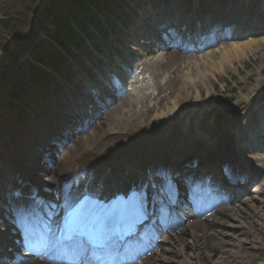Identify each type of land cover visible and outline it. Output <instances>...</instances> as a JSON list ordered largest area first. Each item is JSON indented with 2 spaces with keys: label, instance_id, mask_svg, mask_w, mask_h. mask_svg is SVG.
<instances>
[{
  "label": "rangeland",
  "instance_id": "obj_1",
  "mask_svg": "<svg viewBox=\"0 0 264 264\" xmlns=\"http://www.w3.org/2000/svg\"><path fill=\"white\" fill-rule=\"evenodd\" d=\"M203 1L205 3L202 1L200 3L199 0L120 1L118 8L116 7L115 10L111 9L113 14L109 17L101 15L98 29L90 27L86 29L88 38H86V46L80 50L81 55L77 53L75 57H72L69 60V71L56 77V86L51 87L53 94L50 98L45 99L43 95L39 94L29 100L31 108L22 109H27V111H24V119L20 125H15L14 123L20 118L18 113H12L5 108V95L18 77L26 75L24 62L28 59L29 54L24 53L17 64H8L0 73V128L3 129V134H0V164L4 166L2 169L0 168V183L3 178L2 175L5 174L3 169L8 165V160L5 161L2 157L4 154L3 150L10 149L16 158L19 157L23 161L22 165L25 166L26 172H28L26 174L27 177L34 181V196L44 197L49 200L51 191H54L51 186V180L56 178V173L60 174L63 170L69 168L70 161L83 149V143L89 140L87 138L80 141L76 140V136L81 129H85L83 137H89L94 135V133H97L95 136L102 135L104 130L112 128L113 117L116 116L118 108L122 107L121 104L124 103L125 98L140 96L142 92L146 98L142 103L134 107V111L130 110L128 115H132L137 111L142 113L148 108L151 112L147 119L150 120L156 114H159L161 110L171 108V99H167L163 102V106L159 111L157 103L160 97L156 96L155 86L152 85L154 81L149 82L150 89L145 90L146 88L143 86L140 93L137 94L138 89L136 90L134 86L131 87L133 77L131 75L127 76V74L124 75L127 79L121 80L123 87H119L122 92L119 96L120 98L118 97L115 101L109 99L113 93L112 91L107 92L101 99L102 104H105L104 108L97 104L100 100L93 99L92 102H88L89 99L82 94L86 91L87 84L99 86L100 79H108V75L112 74L110 69L117 63L124 67L126 65L131 74L132 71H136V68L142 70V65L155 56L165 55L167 52L173 51V46H168L163 43L164 41L160 42V34L153 32L149 28V20H147V24H144L146 23L145 17H142L141 13L143 9L152 8L156 12L163 6L166 10L167 8L173 10L177 13V20H172L185 24L186 27L194 29L195 32H201L208 26L211 27L215 20L224 19V22L230 21L233 25L229 28L230 32H234L236 23H244L245 29L239 39L224 40L220 44L255 41L257 42L255 46L250 51H246L242 58L230 62V65L225 64L222 68L216 67L210 72H203L202 76H197L196 70L193 71L191 82H194V87L188 91L187 96L180 93V97L184 98L182 100L184 106L183 117H181V114L172 112L164 117V123L162 124L164 128L172 130L173 127H177L175 121L172 122V118H179L181 122L178 127L185 132L188 141H199L200 144L205 143L203 146L205 151H209V149L216 150L217 145H219L217 142L224 136H234L236 138L235 134L231 132L238 130L246 117L252 118L259 109L264 108V0ZM49 2L50 0H35V4L31 5L29 0H0V21L10 20L9 24H11L9 29H3L0 26V68L4 67L3 61L7 56V52H14L17 48L23 46L26 36L28 38L34 37L33 43L40 44L44 39L45 33H52L53 24L50 18H47V16L43 18L36 16L45 6L51 10L60 7L57 0L51 6L48 4ZM26 3L29 4L31 11L25 9ZM178 16L180 17L178 18ZM3 17L5 20H2ZM167 21L172 23L170 18ZM40 26L41 30L39 29ZM37 29H39L38 32H36ZM43 30L44 32H42ZM176 42L174 51L178 50L181 57L184 56L183 64L191 63L194 68L197 67L198 60L203 57L205 52L212 51L216 47L213 46L208 50L198 52V49L188 44L189 47L184 48L187 51H184L182 46L184 45L183 39ZM159 43L166 44V47H159ZM170 47L171 49H169ZM29 60H32V58L30 57ZM151 71L153 72V70ZM135 75L136 73L132 76ZM154 75L156 76L157 74L154 73ZM111 76L116 78L115 75ZM129 77L131 79H128ZM154 83L162 90L167 89L163 91L162 95L170 91L172 98H174L179 94L182 81L179 76L174 74H166L164 76L160 74L157 75ZM115 85L116 83L113 86ZM198 92L200 97L197 96ZM56 97L59 98L56 100ZM109 101H111L110 104H108ZM58 102V109L62 110L63 106H68L66 111L75 114L76 117L73 120L71 117L69 118V120L71 119L74 122L75 127H67L70 122H66L63 128L62 126L58 127V125L50 124L52 117L57 116L55 112L57 109L52 111L48 106ZM70 103L73 106L69 105ZM238 104L242 105L237 106ZM76 105H80L85 111L77 113V110L74 109ZM193 106L194 108H192ZM238 109L239 111H237ZM31 110L35 114L31 115ZM138 112L136 113L137 117L130 118L128 124L125 121H119V127L128 125L130 126L129 131L134 132L137 129L136 123L142 121ZM62 116L65 117V115ZM77 116H82L85 119V123H79ZM86 120L89 125H86ZM116 123L118 124V121ZM190 124L192 134H189L187 130V126ZM65 138L67 139L65 140ZM70 142H73L72 147L68 150V154L64 156L65 152L62 154L60 149ZM59 143L62 146L58 147ZM229 144L230 149L226 147L221 150L223 156L232 157L236 155V160L239 164H241V160L246 161L254 158L253 151L251 152V150L246 148L245 151L238 153L234 151L233 142ZM44 158H52L50 161L55 159L57 163L60 160L59 166L55 165L51 170L46 163L42 165L44 162L40 161L39 163L42 167L38 168L42 170L46 168V172L45 174L39 173L36 160H44ZM16 161L19 160L16 159ZM33 167L34 169H32ZM35 169H37L38 174L32 172ZM263 170L264 164L255 162L247 171L251 182L247 188V196L256 200L264 199V195H262L263 199L260 197L261 193L253 194L258 189L257 187L262 185ZM253 185H255V188H253ZM262 192L264 193V188ZM230 200L233 201L232 197L228 201ZM231 204L229 203L228 205L233 206ZM261 209L264 213V205ZM257 237L261 239L262 237L264 238V235L258 232L256 234ZM183 239L187 243L189 242L190 245L192 244L189 237L186 236ZM249 240L250 238L247 239L248 242ZM222 245L219 240L211 243L207 242L206 248L202 251L204 253L207 249V252H211L209 254L214 256L216 253L213 254V248H219ZM243 254L240 253L239 257H242ZM188 255L189 251L185 250L184 254L177 258L179 264H182L183 260H185L184 262L189 261L187 260ZM202 256L201 259L203 260ZM244 256L245 260H248L249 257L257 256V254L250 250ZM206 262L207 260H203V263ZM258 263L264 264V246L262 247V256L259 258Z\"/></svg>",
  "mask_w": 264,
  "mask_h": 264
},
{
  "label": "bare ground",
  "instance_id": "obj_2",
  "mask_svg": "<svg viewBox=\"0 0 264 264\" xmlns=\"http://www.w3.org/2000/svg\"><path fill=\"white\" fill-rule=\"evenodd\" d=\"M167 12L168 10L161 11L162 19H166L173 10L171 13L167 14ZM141 13L144 15L146 11L143 9ZM172 19L177 20V17ZM172 19L171 22H174ZM160 22L162 23V20L158 23ZM181 26H184V24H181ZM166 27L164 25V28ZM167 28L170 31L174 30L175 34L183 39L184 45L196 41L203 44L208 37L203 38L205 36L203 34L202 38H195L191 30L186 27L184 29L174 26ZM161 32H164L163 34L167 33L165 30H161ZM241 32H243L242 28L237 25L233 33L234 36L230 38L233 39L239 36ZM220 33H223L222 30H220ZM237 39L236 37L235 40ZM256 43L255 41H249L246 43L218 44L212 51L204 53L195 68L191 63L183 64L184 56L181 57L180 53L174 50L167 52L165 55L155 56L147 63L141 64L143 66L142 70L136 68V71H132L131 74L126 65L124 67L119 63L115 64L111 68L113 75L123 73L128 76L136 73L131 87L134 86L136 90L138 89L137 94L140 93L143 86L146 88L145 90L150 89L149 82H155L157 75L160 74L162 76L166 74L179 76L182 81L179 94L174 98H172L170 91L162 95L163 91L167 89L162 90L152 82V85L155 86L156 96L160 97L157 103L159 111L163 106V102L167 99H171V108L161 110L159 114H156L150 120L147 119L151 112L150 109L146 108L142 113L137 111L142 121L136 123L137 129L134 132H130V126L119 127V121L122 120L128 124L130 118L137 117V112L132 115L128 114L130 110L134 111V107L142 103L146 96L142 92L140 96L135 95L137 97L134 98L126 97L124 103L121 104L122 107L118 108L116 116L113 117L111 129L104 130L102 135L95 136L97 133H94L89 137L80 138V140L84 138L89 140L83 143V149L70 161L69 168L63 170L60 174L56 173V178L51 180V186L54 188L53 193H51L56 194L53 195L54 202L51 203L47 199L45 201L39 200L41 213L51 217V222L48 225L45 224L42 229L46 233L44 245L52 242V238L58 232L64 216L78 200L86 199L84 208L95 210L97 213L101 209L100 207L107 205V209L113 199L122 197L128 200L124 212H128L129 209L133 213L141 211L143 214L140 215L147 217V222L141 230L142 235L127 249H135L152 235L150 232L153 229L152 223L157 219L164 218L166 228L169 229L170 218L174 216L175 206H185L181 211L180 232L173 233L174 231H169L168 234H165L160 239V248L159 246L152 249L143 247L149 250L148 254L138 260L131 261V264H179L177 258L182 256L185 250L189 251L187 259L189 261L184 262L185 260H183L182 264H260L258 261L262 256L264 238L258 239L256 234L261 232L264 235V213L261 211L264 205V199L262 198V195H264L262 192L264 177L261 181L262 185H259L258 189L256 188L257 190L254 191V194L261 193L260 197L263 200H256L249 196L242 198L240 190L249 184L248 178L244 175L246 171L243 170L241 173L238 171L241 167L240 164H236L234 158L230 159V165L226 167L218 161L217 164H213L209 159H214L221 149L226 147L230 149V142H233L235 152L241 153L246 150L249 137H253L260 132L264 134V108L259 109L252 118L246 117L243 120L236 138L234 136L220 138L217 142L219 145H217L216 154L211 153L213 150L209 153L199 154L204 145H201L199 141H188L185 132L178 127L181 122L179 118H172V122L175 121L177 125L172 130L164 128V125H162L164 117L172 112L181 114V117H183L184 106L182 100L184 98L180 97V93L187 96L188 91L194 87V82H191L193 71L196 70L197 76H202L203 72H210L216 67L222 68L225 64L230 65V62L235 61V59L242 58L245 52L250 51ZM154 73L157 75L155 76ZM116 78L118 83L115 86H108L109 82L114 81L112 77L105 79V81L101 80L99 86L87 84V97H103L102 95L106 91L119 90L120 86L123 87L121 80L127 78L124 75H117ZM197 96L200 97L199 92ZM240 105L242 104L237 106ZM187 130L189 134H192L191 124L187 126ZM256 138L260 140L262 135H256ZM261 141H264V138ZM68 150L65 151L64 156L68 154ZM8 156L11 157L10 152H8ZM234 156L236 157V155ZM254 161L264 163V152H256L252 160H241L240 163L248 171L247 167H250L251 162ZM59 163L60 160L57 163L54 159L52 167L59 166ZM180 168L183 170L178 171ZM38 170L39 173L45 174L46 172V168L44 170L38 168ZM13 174L19 176V174ZM262 174L264 176V170ZM227 177L246 179V181L240 184L237 179ZM208 180L211 182L207 183ZM195 186L196 188H193ZM184 189L186 190L181 192ZM228 195L233 196L234 202L237 203L236 206L221 207L222 201H220L221 204L213 203ZM176 196L179 199L184 198L185 204L180 203ZM16 198H20L17 193ZM210 199L215 201L208 202ZM164 211L165 214H168L167 217L164 216ZM110 213V211H102L99 219L102 224L104 223L103 230L108 235L114 228L117 219L115 215L107 217ZM44 219L46 218L42 219L43 222ZM125 220L127 219H124V222ZM128 221L129 219L126 222ZM5 232L0 236L3 240L2 243H5V238L8 235V231ZM186 236L192 241L191 245L183 239ZM248 238H250L249 242L247 241ZM217 240L224 247H222L223 245L219 248L214 247L212 251L213 254L216 253L214 256L210 255L211 252H207V249L203 253L202 250L206 248L207 242L211 243ZM41 245L43 244H38V246ZM5 247L6 243L1 244L0 257L2 260L7 256ZM51 248L56 251L59 246L54 245ZM123 250H125V247H123ZM250 250L255 252L257 256H251L248 260H245V253ZM240 253H244L242 257H239ZM201 256L203 260H207L206 263H203ZM24 264L45 263L39 261Z\"/></svg>",
  "mask_w": 264,
  "mask_h": 264
},
{
  "label": "trees",
  "instance_id": "obj_3",
  "mask_svg": "<svg viewBox=\"0 0 264 264\" xmlns=\"http://www.w3.org/2000/svg\"><path fill=\"white\" fill-rule=\"evenodd\" d=\"M54 1L50 0L48 4L51 6ZM57 1L60 4L59 8L51 10L45 6L36 14L39 18L44 16L50 18L55 27L54 31L48 34L49 40L35 45L30 51L32 60L24 62L26 75L18 77L6 94V108L11 112L19 111L21 119L26 112L22 109L30 108L28 103L30 98L39 94L49 96L51 87L56 86V77L69 71V60L77 53L81 55L80 50L86 46L85 37L88 38L86 29L89 27L98 29L100 16H105L106 13L113 14L111 9L118 8L122 0ZM29 4L34 5L35 0H29ZM29 4H25V9L31 11ZM9 22L10 20L0 21V26L9 29L11 28ZM39 29H42L41 26ZM27 38L28 36L23 46L14 52H7L0 73L8 64H16L18 58L30 50L34 37Z\"/></svg>",
  "mask_w": 264,
  "mask_h": 264
},
{
  "label": "snow or ice",
  "instance_id": "obj_4",
  "mask_svg": "<svg viewBox=\"0 0 264 264\" xmlns=\"http://www.w3.org/2000/svg\"><path fill=\"white\" fill-rule=\"evenodd\" d=\"M95 230V210L78 207L64 225V239L69 243L82 246L83 241L80 238L87 236L91 242Z\"/></svg>",
  "mask_w": 264,
  "mask_h": 264
}]
</instances>
